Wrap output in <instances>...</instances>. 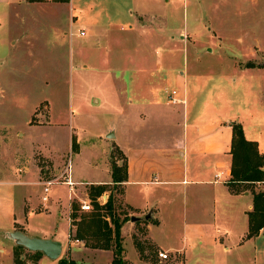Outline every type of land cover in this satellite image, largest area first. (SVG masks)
<instances>
[{
	"label": "crops",
	"instance_id": "0c3cea01",
	"mask_svg": "<svg viewBox=\"0 0 264 264\" xmlns=\"http://www.w3.org/2000/svg\"><path fill=\"white\" fill-rule=\"evenodd\" d=\"M22 2L40 9L46 6L48 11L65 8L71 26L81 20L80 29L103 40L97 46L102 49L103 66L110 65L115 86L126 87L125 128L118 132L111 127L107 134L113 135L109 136L111 149H119L128 166L117 202L127 208L124 215L130 217L121 228L123 241L128 236L134 248L135 243L142 245L138 260L146 264L170 260L171 264H245L250 259L246 255L253 251L250 260L254 263L255 242L264 227L259 235L247 238L248 212L253 209L254 190L264 189V182L243 185V190L235 192L228 181L233 121L242 123L246 137L257 141L264 153V92L253 84L256 72L261 74L264 67L239 64L237 56H231L233 52L217 44L218 36L208 34L204 47L196 46L208 27L203 17L195 16L200 21L196 31L185 16L162 10L173 0H69L44 4L0 0V4L8 5ZM188 34L193 36L191 42ZM70 36H74L72 30ZM216 60L230 74L216 76L213 94L207 85L213 78ZM187 65H196L198 72L187 71ZM173 91L180 102L169 100ZM106 172L103 178H76L75 173L70 174L74 184H66L69 196L65 203L58 198L44 201V192L38 201L23 193L20 204L13 194L1 196L0 264H14L16 241L10 233L17 223L23 224V233L30 237L60 241L62 252L71 247L74 259L90 254L95 264H111V249H81L82 240L71 239L75 229L70 203L78 189L74 185H88L89 189L92 184H113L109 164ZM44 181L34 183L44 186ZM84 196L82 199L88 203V192ZM147 214H151L149 219L145 218ZM132 216L139 219L132 221ZM144 245L168 251L169 259L149 254ZM105 254L112 255L110 261ZM104 259L106 262H100ZM54 262L43 254L34 264Z\"/></svg>",
	"mask_w": 264,
	"mask_h": 264
},
{
	"label": "rangeland",
	"instance_id": "374dc122",
	"mask_svg": "<svg viewBox=\"0 0 264 264\" xmlns=\"http://www.w3.org/2000/svg\"><path fill=\"white\" fill-rule=\"evenodd\" d=\"M53 1L58 2H35ZM42 7L29 6L26 2L0 4V197L13 194L17 204L21 203L23 193L25 197L30 195L33 201L40 200L44 186L34 182L47 178L53 183L49 192H44L46 197L65 203L69 188L63 182L69 174L75 173L76 178H103L107 174V164L111 167L112 162L124 159L119 149H111L112 140L107 130L115 127L120 132L125 128L128 94L125 86L117 88L113 83L110 65L102 64V49L97 44L103 40L90 33L79 35L84 30L80 29L81 20L71 26L65 8L48 11L44 9L46 6ZM164 7L165 12L185 16L196 31L200 29V21L194 17H203L209 31L204 30V35L196 41L199 48L204 47L208 34L218 36L217 44L230 54L233 52L231 56H237L239 64L264 67V0H173ZM187 36L191 42L193 36ZM219 62L213 61V78L210 77L207 85L213 94L212 81L216 82V76L230 74ZM185 69L194 73L199 68L187 65ZM257 72L253 84L264 92V71ZM190 86L194 88V84ZM105 184L104 194L108 199L110 195L114 197L115 214L122 220L127 208L117 202L121 185ZM74 186L78 189L71 199V209L75 203L79 216L93 211V207L91 210L82 208L86 203L84 194H89L90 187ZM88 203L92 206L91 198ZM27 210L26 206V213ZM76 228L74 225L72 237ZM23 230V224L17 223L13 231ZM255 243V262L250 260L254 258L252 251L246 255L250 259H246L245 264H264V231ZM79 245L81 249L88 247L85 240ZM123 246L129 264H146L138 260L137 254L142 252L136 243L134 248L128 236ZM144 246L149 248V254L156 256L159 252L151 245ZM70 248L59 258L52 259L54 264H60L62 259L78 264L94 263L89 259L90 254H83L82 261L79 255H76L79 259H74ZM20 253L27 264L37 263L33 251L23 247ZM104 256L110 261L112 255ZM105 259L100 262H106ZM165 264H171V260Z\"/></svg>",
	"mask_w": 264,
	"mask_h": 264
},
{
	"label": "trees",
	"instance_id": "16d2710c",
	"mask_svg": "<svg viewBox=\"0 0 264 264\" xmlns=\"http://www.w3.org/2000/svg\"><path fill=\"white\" fill-rule=\"evenodd\" d=\"M34 2L37 0H27ZM67 2L69 0H58ZM233 137L230 154L232 156L231 178L228 185L235 192L241 191L242 186H252L258 182H264V153L259 150L258 142L246 137L242 123L233 121L231 123ZM74 147V144H73ZM123 160L122 164L118 161ZM112 162L111 174L112 182L120 185L127 180L128 166L124 159ZM106 184H92L90 186L89 196L92 201V210L83 215L77 214L78 206L73 203L71 218L76 225V233L71 239L85 240L88 247L98 249H113L114 257L111 264H129L124 256L123 236L121 228L129 216L124 215L121 220L115 214L114 197L109 196L105 204L100 203L99 197L106 191ZM253 197V209L248 212L249 231L247 238L260 234L264 227V189H255ZM107 217L111 219L109 222ZM79 220L77 221V219ZM137 242V241H136ZM139 250L143 252L142 245L136 243ZM24 245L18 244L14 248V264H27L26 259H22L20 253ZM39 260L43 256L42 251H33ZM60 264H78L74 260L67 261L62 259ZM95 264V263H93Z\"/></svg>",
	"mask_w": 264,
	"mask_h": 264
},
{
	"label": "water",
	"instance_id": "95a60500",
	"mask_svg": "<svg viewBox=\"0 0 264 264\" xmlns=\"http://www.w3.org/2000/svg\"><path fill=\"white\" fill-rule=\"evenodd\" d=\"M110 137L113 135L110 134ZM151 214H147L145 218L149 219ZM139 217L132 216V221H137ZM17 244L24 245L30 251H42L47 257L57 259L62 254V243L58 240L43 239L38 237H30L22 231H13L10 233ZM24 258V257H22Z\"/></svg>",
	"mask_w": 264,
	"mask_h": 264
},
{
	"label": "built area",
	"instance_id": "2783aa9c",
	"mask_svg": "<svg viewBox=\"0 0 264 264\" xmlns=\"http://www.w3.org/2000/svg\"><path fill=\"white\" fill-rule=\"evenodd\" d=\"M73 33H71V35H72ZM86 34V32H85V30H81L80 32H79V35H81V36H84ZM169 100L171 101V102H173V103H177V102H180L181 100L180 99H178V97H177V95H176V93H175V91H173V92H171L170 94H169ZM220 175L219 174H216V177L218 178ZM53 183V180L50 178V179H47V180H45L44 181V183H43V185H44V192H49V190H50V185ZM63 183H65V184H68V185H73L74 183H73V181H72V179H71V177H70V174H69V176H67L66 177V180L63 182ZM105 194L103 193L100 197H99V201H100V203H102V204H104V203H106L107 201H108V195H105ZM43 200L44 201H47L48 200V197H46V195L43 197ZM91 204H89V203H84V204H82V208H83V210H91ZM77 241H79L78 239H77ZM158 257L161 259V260H167V259H169V252L168 251H164V250H160L159 252H158Z\"/></svg>",
	"mask_w": 264,
	"mask_h": 264
}]
</instances>
